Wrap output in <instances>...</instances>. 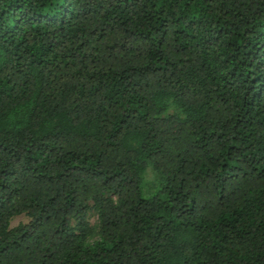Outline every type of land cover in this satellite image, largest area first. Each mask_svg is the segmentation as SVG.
Masks as SVG:
<instances>
[{
  "label": "trees",
  "instance_id": "trees-1",
  "mask_svg": "<svg viewBox=\"0 0 264 264\" xmlns=\"http://www.w3.org/2000/svg\"><path fill=\"white\" fill-rule=\"evenodd\" d=\"M0 264H264V0H0Z\"/></svg>",
  "mask_w": 264,
  "mask_h": 264
},
{
  "label": "rangeland",
  "instance_id": "rangeland-1",
  "mask_svg": "<svg viewBox=\"0 0 264 264\" xmlns=\"http://www.w3.org/2000/svg\"><path fill=\"white\" fill-rule=\"evenodd\" d=\"M88 217H89V221L91 225L94 226L98 223V217L95 212L91 211ZM29 221H30V218L26 214L15 216L11 220V228L18 227L21 224H27Z\"/></svg>",
  "mask_w": 264,
  "mask_h": 264
}]
</instances>
